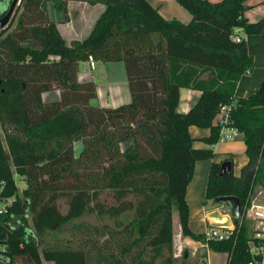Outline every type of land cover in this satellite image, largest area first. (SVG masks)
Returning <instances> with one entry per match:
<instances>
[{
    "label": "trees",
    "instance_id": "trees-1",
    "mask_svg": "<svg viewBox=\"0 0 264 264\" xmlns=\"http://www.w3.org/2000/svg\"><path fill=\"white\" fill-rule=\"evenodd\" d=\"M49 1L66 15L69 0H18L0 31V198L11 199L0 213V262L174 264V209L181 234L205 240L189 227L185 192L195 162L215 155L193 146L189 127L209 128L203 140L216 143L214 117L229 101V125L242 133L247 161L239 175L223 176L222 161H212L204 203L219 206L216 197L234 195L242 218L226 239L207 243L227 253L225 264L257 258L248 242L260 240L246 210L254 186L264 182V78L249 96L235 95L253 60L245 39L233 36L237 29L264 34V17L249 21L247 0H175L191 14L188 22L163 17L150 0H79L105 8L87 36L67 42L48 15ZM9 3L0 0V16ZM89 56L123 62L130 102L90 103L96 84L78 79V62ZM181 88L200 91L187 112L177 109ZM51 89L58 98L43 100ZM74 142L82 144L77 155ZM104 191L112 202L100 199ZM87 213L113 219L116 228L80 222L73 228L84 227L85 239L60 235ZM179 259L189 262L186 248Z\"/></svg>",
    "mask_w": 264,
    "mask_h": 264
},
{
    "label": "crops",
    "instance_id": "crops-1",
    "mask_svg": "<svg viewBox=\"0 0 264 264\" xmlns=\"http://www.w3.org/2000/svg\"><path fill=\"white\" fill-rule=\"evenodd\" d=\"M71 2H75L76 6L79 7L80 13L76 19L69 17L65 21L61 20V11L55 8L52 1H49L47 4L49 17L57 22V27L67 42H70L72 39H82L87 36L95 20L105 8L102 2L91 5L84 1L70 0L67 4V10H69ZM150 2L167 19H178L183 22H188L191 19V14L184 7L182 9V6L175 0H150ZM246 4L248 7L244 15L249 21H256L264 17V0H247ZM162 5L166 7L163 6L162 8ZM236 35L245 39L248 52L253 60L251 72L242 74L239 77L234 92L237 97H247L257 90L262 78H264V34H246L243 30L237 29ZM98 65L102 68L104 75L102 78H98L100 80H97L93 73V69ZM78 79L93 80L95 82L97 95L90 100V103L93 105L116 107L128 103L131 100L125 67L122 61H95L93 67L90 66L89 59L79 61ZM58 95L59 91L57 89H51L43 92L42 98L48 101L58 98ZM199 95V90L181 88L177 107L178 111L187 112L196 102ZM189 132L194 138V147L211 148L215 153L213 159H202L195 162L193 175L185 192V198L189 208V227L195 233H203L207 227L213 225L214 221L211 219V212L217 211L218 208L217 205L211 204L210 201L206 202V205L204 203L211 162H221L225 159H231L232 171L234 175H239L240 168L247 161V156L245 154L243 135L238 131L232 139L219 140L213 144H209L203 140L204 137L209 135V128L190 126ZM73 148L74 154L77 155L82 148V144L80 142H74ZM254 204L264 205V182L257 183L251 194L250 206L246 210V215L252 220H254V210L251 207ZM173 225V242L174 247L177 248L175 258L178 259L182 250L186 248L193 261L215 264L211 259V253L213 251L211 248L203 246L200 240H193L181 234L178 213L175 218L173 214ZM229 225H231V222H229ZM175 236L177 240H175ZM222 253H224L225 258L222 264H225L227 253ZM48 263L50 264L51 262ZM15 264H18L17 259L15 260Z\"/></svg>",
    "mask_w": 264,
    "mask_h": 264
},
{
    "label": "built area",
    "instance_id": "built-area-1",
    "mask_svg": "<svg viewBox=\"0 0 264 264\" xmlns=\"http://www.w3.org/2000/svg\"><path fill=\"white\" fill-rule=\"evenodd\" d=\"M242 37L239 35H234L233 39L235 41L241 40ZM90 66H94V59L92 56H89ZM234 106V101H229L220 104L219 109L214 117V123L219 128V140H228L232 139L234 134H236L237 130L229 125L230 120V109ZM251 198V196H250ZM11 202V199L3 200L0 198V213L5 210L6 205ZM227 202L220 204L217 208V212L220 213L221 218L217 219L216 217H212L211 219L215 223H219L220 226H210L205 229L203 232L204 241H200L203 246L208 248L207 241L209 239H226L228 235L233 230L234 226L224 225L227 221H231V213L229 209V205ZM251 209L254 210V216L252 220L254 222V237L259 239V243L257 244L254 240L248 242L249 250L254 255L257 254L258 257H254L253 260L249 261L248 264H264V205H252ZM247 216V215H246ZM256 256V255H255Z\"/></svg>",
    "mask_w": 264,
    "mask_h": 264
},
{
    "label": "rangeland",
    "instance_id": "rangeland-1",
    "mask_svg": "<svg viewBox=\"0 0 264 264\" xmlns=\"http://www.w3.org/2000/svg\"><path fill=\"white\" fill-rule=\"evenodd\" d=\"M69 1H67V4ZM70 5L71 6H70L69 10H67L70 12V14H69V12H67L65 15L61 12V14H60L61 20L65 21V18L67 19L69 17H73L74 19H76L77 16L79 15V13H80V11L78 9L79 7L76 6L75 2H71ZM177 5H179V4H177ZM163 6L164 5H162V8H163ZM164 7H166V6H164ZM179 7H181V6L179 5ZM181 8L183 9V7H181ZM93 73L96 76L97 80H100L98 78H102L104 76L102 68L100 67V65H98L96 68L93 69ZM3 146H4V148H6V144L4 142H3ZM14 178H15V181L17 183V186L19 187V189H21L24 185L22 177L18 174H15ZM100 199H102L103 201H108V202H112V200H113L111 194L108 191H104L103 193H100ZM66 200H67L66 197H61L57 200L58 207L61 210V212H63V213L66 212V210H67ZM173 214H174V218H175L177 216L176 209H174ZM80 222H84L87 225H90L92 227H98L100 229L103 228L104 225H108V226H112V227L116 228V225H115V222L113 219H111L107 216L98 217L95 213H87V214L83 215L82 217L75 219L70 225L64 226L63 232H61L60 235L64 236L65 238L73 237V239H77V241L85 239L89 235L85 232L84 227L79 226L76 229L73 228V225H77ZM173 233H174V230H173ZM92 237L97 239L99 242L104 239L103 232L102 233L95 232L94 234H92ZM175 240H177L176 236H175ZM176 253H177V248L174 247V242H173V257H175ZM211 259H212V261H214L215 264H222V263H224V260H225L224 253L217 252V251L213 250L211 253ZM17 263L18 264H27L26 259L24 257H18ZM0 264H2V263L0 262ZM44 264H49V263L44 262ZM50 264H53V262H51ZM174 264H180V259L179 258L176 259L174 261ZM188 264H205V263L204 262L199 263V262L193 261L191 258V255H189Z\"/></svg>",
    "mask_w": 264,
    "mask_h": 264
},
{
    "label": "water",
    "instance_id": "water-1",
    "mask_svg": "<svg viewBox=\"0 0 264 264\" xmlns=\"http://www.w3.org/2000/svg\"><path fill=\"white\" fill-rule=\"evenodd\" d=\"M18 0H10L9 6L4 13V15L0 16V31L5 28L10 21L15 6L17 4ZM232 171V161L231 159H225L220 164V171L219 174L221 176L225 175L227 172ZM216 201L220 202H227L229 205L230 213H231V221H227L224 225H229V222H231L233 225H236L240 222L242 218V213L240 211V202L239 199L234 195H222L215 198ZM212 217H216L217 219L221 218L220 213L217 211L211 212ZM213 226H220L219 223H213Z\"/></svg>",
    "mask_w": 264,
    "mask_h": 264
}]
</instances>
